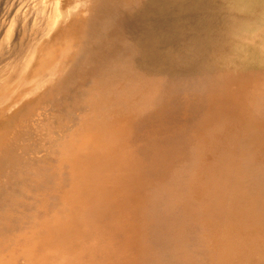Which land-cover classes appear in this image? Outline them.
I'll use <instances>...</instances> for the list:
<instances>
[{"label": "rangeland", "instance_id": "374dc122", "mask_svg": "<svg viewBox=\"0 0 264 264\" xmlns=\"http://www.w3.org/2000/svg\"><path fill=\"white\" fill-rule=\"evenodd\" d=\"M57 1L59 23L41 36L35 26L47 25ZM99 1L0 0V45L7 11L24 2L18 45L36 36L35 50L50 47L76 11L99 12L73 108L60 116L38 101L21 126L31 137L0 140V264H264V34L252 44L258 31L247 33L236 55L226 44L211 60L214 89L187 88L196 96L172 104L192 83L168 85L185 39L179 9L168 0ZM160 26L168 34L156 41ZM41 60L37 52L24 72ZM177 137L183 148H170ZM23 143L26 159L45 160L55 175L47 187L34 166L7 162Z\"/></svg>", "mask_w": 264, "mask_h": 264}, {"label": "bare ground", "instance_id": "6f19581e", "mask_svg": "<svg viewBox=\"0 0 264 264\" xmlns=\"http://www.w3.org/2000/svg\"><path fill=\"white\" fill-rule=\"evenodd\" d=\"M24 2H20L14 6L16 7L15 11H7L9 20L5 33L6 37L0 45V140L3 136H9L12 140L17 141H24L31 137L32 130L21 129V126L25 122L24 120L31 116L30 113L28 114L26 111L32 113L30 110L38 101H44L45 105L50 106V108L60 116L67 114V112L73 108V99L78 93L77 81L80 78L82 63H84L83 61H85L88 56L90 57L95 54V52H93V54L91 51H95L94 49L92 50V48L98 36L97 25H95V23L99 12H97V14L91 12V15L87 18H83L84 16L81 14L80 10L71 15V21L68 24L66 23L65 25L63 23L64 26H60L55 36H53V40H51L53 42L50 47L47 48L46 45L44 49L42 48L39 50L38 47V49L35 50L36 43L38 42V37L36 36H32L30 41L28 38L29 42H24V44L19 47L18 44L22 42V40L20 42L19 39L21 34H23L21 27L24 25L22 24V19L25 17L23 8L26 6H22ZM99 2L102 3L103 0ZM192 2L193 0L167 1L169 6L176 7L181 12V21L184 24L183 37L185 36L182 50L174 55L175 58L177 56V60L181 61V63L179 64L178 61L177 65L172 68L171 77L174 78V74L179 73L191 74L193 76L191 78L192 83L184 88H200L204 90V92L208 91L209 93L212 86L215 84L212 73V58L230 42H234V47L230 54L236 55V43L238 45L240 42L246 41L248 39L247 33L252 32L255 28L258 34L252 36V44H256L260 39L259 37L264 34V0L201 1L197 3V17L195 20L191 21L188 16L192 10ZM57 8L58 1L56 9L49 11L47 18H45L47 23V25L45 23V27L39 28L37 25L35 26L36 32L41 33V36L58 25L62 14H60ZM43 9L44 7L41 8V11H43ZM28 11H30V8ZM158 12H161V18L163 19L162 13L164 14L167 11H159V9H157L155 13L158 14ZM32 13L33 12L30 14L31 16L33 15ZM1 17H3V15ZM31 19L32 18L29 20ZM124 19L126 21L122 26L125 27L129 25L128 23L131 22V20L127 17ZM141 20V18H137L133 23L139 27V21ZM35 21H33V25H35ZM168 22H170V20ZM26 24L27 21L25 25ZM167 26L166 27L169 28V25ZM29 27L30 25L28 24V28ZM11 31L15 32L16 37L14 39L10 36ZM24 31L28 32L27 30ZM166 34H168V31L162 30V26H160L153 37L157 41ZM72 50H74V54H72ZM37 52L42 54V60L35 65V68L31 72L25 73L24 70L29 66V63L31 64ZM54 58H59V63H55L56 61L53 62ZM52 62L55 65H50ZM63 65H65L64 70L57 76L59 69H61ZM174 79L169 80L168 85H170L171 91L176 90ZM178 83H181V81ZM46 84L48 85L47 89L40 93L41 89ZM187 91L184 92L183 95L179 92L178 94L174 93L170 102L172 104H179L181 100H192V97H190L191 95H194L193 97L196 96L193 92ZM200 94V92H197V96H200ZM202 97L203 95L200 98ZM165 115L166 116L162 117V120L160 118L163 124L166 123V121H164L166 118H172V120L178 118L177 112L170 114L165 113ZM164 126H166V124H164ZM184 144L183 137H177L172 139L170 148H183ZM19 150L21 152L20 155L8 156L9 161L7 162H9L10 167L14 165L13 161L16 163L22 161L28 165L34 166L36 172L33 171V173H37L38 181L36 182L40 183L41 188L50 185L55 175L45 173V160H41L39 164L32 163L31 160L28 161L25 157L28 149L24 143ZM28 156L30 157V154ZM28 173L29 172L23 173V176L24 179L29 182L31 175H26ZM13 175H16V173ZM42 185H44V187H42ZM36 189L40 188L36 187Z\"/></svg>", "mask_w": 264, "mask_h": 264}, {"label": "crops", "instance_id": "0c3cea01", "mask_svg": "<svg viewBox=\"0 0 264 264\" xmlns=\"http://www.w3.org/2000/svg\"><path fill=\"white\" fill-rule=\"evenodd\" d=\"M193 76L191 75V74H188V73H182V74H174V81H175V87H176V90L178 89V88H180V87H177L176 86V81L178 82V81H181L183 78H185V79H191ZM184 88V87H183ZM212 88L214 89V86H212ZM211 88V89H212ZM182 95H183V93H182ZM176 119H178V118H176ZM164 121H166V119H164ZM167 123H172V124H174L173 122H171V121H167L166 123H164V124H166L167 125Z\"/></svg>", "mask_w": 264, "mask_h": 264}]
</instances>
